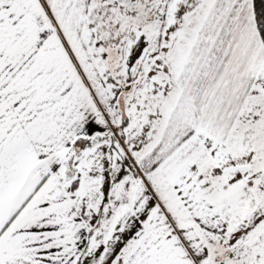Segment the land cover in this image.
Returning a JSON list of instances; mask_svg holds the SVG:
<instances>
[{"label": "snow or ice", "instance_id": "6c2138e0", "mask_svg": "<svg viewBox=\"0 0 264 264\" xmlns=\"http://www.w3.org/2000/svg\"><path fill=\"white\" fill-rule=\"evenodd\" d=\"M0 264H264V0H0Z\"/></svg>", "mask_w": 264, "mask_h": 264}]
</instances>
